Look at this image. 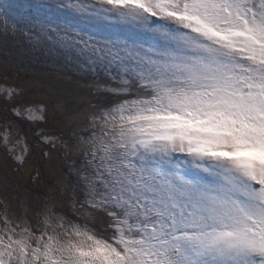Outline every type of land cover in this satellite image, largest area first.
Listing matches in <instances>:
<instances>
[{
    "label": "snow or ice",
    "instance_id": "snow-or-ice-1",
    "mask_svg": "<svg viewBox=\"0 0 264 264\" xmlns=\"http://www.w3.org/2000/svg\"><path fill=\"white\" fill-rule=\"evenodd\" d=\"M34 8L40 33L102 71L114 99L79 138L78 211L50 207L34 232L5 206L0 264H264V0ZM23 111L44 118L43 105Z\"/></svg>",
    "mask_w": 264,
    "mask_h": 264
},
{
    "label": "rangeland",
    "instance_id": "rangeland-1",
    "mask_svg": "<svg viewBox=\"0 0 264 264\" xmlns=\"http://www.w3.org/2000/svg\"><path fill=\"white\" fill-rule=\"evenodd\" d=\"M36 3L0 0V87L19 92H0V214L7 206L10 220L21 226L26 221L34 232L50 207L56 213L78 211L73 204L84 198L78 174L85 169L79 138L92 131L90 117L114 99L97 87L110 83L102 71L94 72L84 57L55 49L40 33L33 19ZM37 104L44 106V118L27 119L23 109ZM44 137L60 141L53 147ZM25 145L19 163L13 157Z\"/></svg>",
    "mask_w": 264,
    "mask_h": 264
}]
</instances>
